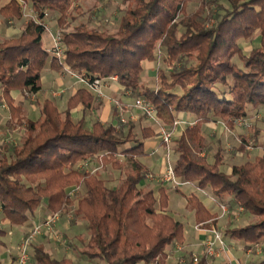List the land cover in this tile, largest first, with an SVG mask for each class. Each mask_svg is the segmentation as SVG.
Wrapping results in <instances>:
<instances>
[{
    "label": "trees",
    "instance_id": "trees-1",
    "mask_svg": "<svg viewBox=\"0 0 264 264\" xmlns=\"http://www.w3.org/2000/svg\"><path fill=\"white\" fill-rule=\"evenodd\" d=\"M40 19L44 11L56 19L63 33L64 61L76 72L92 77H117L124 91L150 101L157 115L172 125L180 114L192 115L196 124L186 125L173 139L174 172L182 182L208 190L229 210L242 207L259 219L225 231L248 250L264 239V157L253 164L233 165L223 170V154L209 161L202 126L223 120L248 118L249 109L264 107V0H227L228 6L211 0L217 8L202 20L201 12L189 14L194 0H122V14L114 31L90 26L85 12L74 8L75 0H26ZM109 0H95L105 4ZM203 4L207 0H201ZM223 12V13H222ZM222 13V14H221ZM19 0H0V16L7 26L22 21ZM181 15V16H178ZM213 20L209 27L204 23ZM45 27L28 19L20 33L0 38V91L8 101L12 120L24 130L20 142L0 148V210L13 226L27 224L45 206L49 213L67 212L72 204L68 188L80 185L76 215L89 234L84 256L106 264H165L169 247L185 241L184 223L166 208L169 196L164 187L142 186L147 176L145 144L155 136L142 122L117 132L115 126L83 116L96 102L86 87L69 97L60 111L52 99L40 102V116L27 119L15 95L38 94L48 65L63 66L43 46ZM255 34L258 44L248 53L240 43ZM159 52L157 53V47ZM238 58L239 63L234 61ZM166 64L157 69L155 86L142 81L145 62ZM96 158L106 166L130 164L132 172L117 186L107 185L98 173L79 168L78 163ZM198 224L217 222L199 196L188 198ZM208 226L207 224L204 226ZM0 230V236L5 235ZM4 242L0 238V247ZM30 264H69L57 258L43 243L33 244ZM200 264H205L202 260ZM225 264V263H224ZM260 264H264V258Z\"/></svg>",
    "mask_w": 264,
    "mask_h": 264
},
{
    "label": "rangeland",
    "instance_id": "rangeland-1",
    "mask_svg": "<svg viewBox=\"0 0 264 264\" xmlns=\"http://www.w3.org/2000/svg\"><path fill=\"white\" fill-rule=\"evenodd\" d=\"M25 2H26V8H25L23 19L21 22L15 25L7 26L4 23V18L0 16V25L4 26L5 28L10 27L13 30L12 31L13 33H16V32L18 33L21 30L23 23H25L28 19H30V14L32 12L31 11L32 8L29 2L26 0ZM206 2L207 3H205L204 5L201 0L190 1L187 5L186 10L188 11L189 14L193 13L194 11H200L202 20H206L210 14L215 15L217 11V8L214 6L213 13H211L210 8L208 6L210 2L212 1L207 0ZM218 4L223 5V6H228V1L219 0ZM125 5L122 4V0H109L108 2L102 5L97 4L95 0H75L73 4L75 9L79 8L80 11L85 12V19L90 26H97V27H100L101 29L107 28L110 31H114L116 29L118 19L122 14L121 7H124ZM178 16H181V15H178ZM52 20H54V17L51 15L45 18V22H47V24L48 22L51 23ZM212 23H213V20H211L210 23L205 21L204 26L209 27L212 25ZM43 42L46 48H50L51 41H50V35L48 31H46L43 35ZM240 43L244 47L245 52L248 53L250 49L252 48V46H256L258 44V36L257 34H255L251 39L242 40ZM158 50H159V46L157 47V53L159 52ZM234 61L239 63V60L237 57L234 59ZM165 67H166V64L163 62L162 58L158 62H145V69L142 73L143 83L147 86H155L156 81L158 80L157 69L165 68ZM45 74L50 75L51 71L45 70ZM107 80H112V79L108 78ZM115 81H117V79ZM50 86H52V84H50ZM46 88H48V85H45V89ZM106 89L107 87L105 86V91ZM92 93L95 96L94 92ZM106 93L110 97L119 99L125 103H133L136 100V98H139L137 96H133L131 91L123 90V91H118V92H112L113 94L106 91ZM22 94L24 96L22 97V115L25 116L27 119H34V120L37 119L40 113V102L42 101L40 97L42 96L45 97L46 95L40 92V95L38 93L33 98L32 96L31 97L27 96L25 92H23ZM63 95H65V90L63 94L58 95V96H54L52 92V96H53L52 100L54 99L53 100L54 104L56 101L55 98L63 97ZM17 103L18 102H16V104ZM256 109H261V110L248 117L249 118L248 120H250V123H251L250 127H245L243 125L238 124L237 121L244 119V118L235 119L233 121L234 128H230L229 125H227L223 120L218 121V123L216 124L214 122L215 124L214 126L204 124L202 135L205 140V145H204L205 149L201 153V155L203 156L204 154L207 153L209 156V161L211 162L213 161L214 159L213 155L216 152L218 151L222 152L223 164L221 165V168L226 171H229L232 165H243L246 163L253 164L257 162V160L260 157H264V142L263 140H261L264 138V107L256 108ZM115 115H116V111H115ZM146 120L143 119L142 121L146 123ZM14 123L15 122H13L12 120V113H11V109L8 104V101L1 97V91H0V148H5L9 146L10 144H13V143L15 144L17 142H20V140L23 138L24 130L22 129V127L16 126ZM105 124L109 125V123L107 122H105ZM113 124H117L115 126L117 132L126 131L128 127V124H120L119 121H114ZM151 125L155 133V136L153 138H156V137L160 138L154 125L152 123ZM258 134L259 135L261 134V135L259 136ZM174 135H175L174 137H179L181 135V130L180 131L177 130L176 132H174ZM228 135H231V137H228ZM171 147L173 150L172 155H171V163L174 164L176 160V154L174 152V143H172ZM88 160H91L90 161L91 167L98 166V170H96L95 173H98L100 176L105 178L107 180V185L109 186H113V187L117 186L118 184H120L123 178L126 177L127 173L132 172L130 164H127V163H124L121 168H118L112 165L111 163L106 166H103L98 162L99 160H96V158H89ZM82 163L83 161L78 163L79 168H81L80 164ZM146 174H147L146 178L150 175L149 178L152 181L154 179L156 180V176H159L158 172L156 171L149 172L147 170ZM168 184L171 188L175 189L171 185V183H168ZM150 185L152 184L149 183V186ZM166 186L169 188L168 185ZM164 188H165V191L167 192V188L166 187ZM154 189L157 190V188H154ZM68 191L72 199V204L68 207L67 212H56L60 214V218L59 220H57V222L53 226L54 231L56 230L57 232L58 238H52L50 236H42L40 241H43L44 244L48 246L51 243H54L56 247H58V251L53 252L52 253L53 256L59 259L66 258L69 264H106L105 261H102L99 259L90 260V259L85 258L84 251L87 250L86 244L89 241V234L87 230L82 226L81 222L84 223V221L81 219V217L76 215L77 202L79 200V197L84 194V190L82 187H80V185H74V186L69 187ZM173 196H175V193H173ZM172 202L174 203V201ZM175 202L177 205H179L178 207H181V206L183 207L184 203H182L181 201L176 199ZM186 205L189 206L190 203L187 202ZM166 210L169 213H171V211L169 210V200H168V205H167ZM178 216L179 215L175 217L179 219ZM220 216L221 217L218 219L216 223L220 222L219 226L223 227L225 230H227L226 228L229 229L235 226H246L248 224L255 223L259 219L258 217H255L252 214H250L249 212L244 211V209L241 210L239 208L232 210V211L228 209L226 213H222ZM5 220L6 219L4 218L2 211L0 210V230L6 232L4 236H0V238L6 243V245H3L0 247V262L2 264H6V258L10 252L14 250L18 252V245L22 237L21 233L18 231V227L13 226L10 223H6ZM65 221H68L67 228L63 226V222ZM208 222L204 224L196 223L195 230L200 231L201 229H206L203 227ZM216 223H214L213 221V224H216ZM188 225L190 226L192 225L193 227V221L191 219L185 221V226H188ZM206 227L212 229V231L213 230L218 231L216 226H212V227L206 226ZM29 230L30 228L26 230L27 232L25 235L28 234ZM10 231H13V235ZM208 240L209 239L199 243L198 247H193V246L186 244L185 243L186 237L183 243H180L178 241L174 242L172 244V246L174 247V254H175L173 256L174 264H200L202 260L205 261V264L211 263L210 261H207V260L210 258L213 259L216 255L215 256L207 255L205 244L208 242ZM49 248L51 247L49 246ZM189 249H192V250L189 251ZM32 250L33 249L31 248V253H32ZM247 251L246 253H248L249 256H244V254H242L241 251H237V250H235L234 253L236 254V257L239 256L241 257V259L246 258L249 261V264L260 262L262 259V256L259 253L264 252V239L255 243L253 247H251V252H247ZM167 260H168V257L165 261V264H171V262L173 261L171 259L172 261H169L168 263ZM140 264H143V263H140ZM150 264H162V263L161 261L159 262L158 260H156Z\"/></svg>",
    "mask_w": 264,
    "mask_h": 264
},
{
    "label": "crops",
    "instance_id": "crops-1",
    "mask_svg": "<svg viewBox=\"0 0 264 264\" xmlns=\"http://www.w3.org/2000/svg\"><path fill=\"white\" fill-rule=\"evenodd\" d=\"M2 1L5 2L7 0H2ZM48 24L50 26L52 33H55L59 30L57 27V22H56L55 18H54V20H52L51 23L48 22ZM21 30H22V27H21ZM21 30L18 33H20ZM12 31L13 30L10 27L5 28L4 26L0 25V38L11 37L15 34H18L17 32L13 33ZM50 41H51V36H50ZM43 46H44V42H43ZM51 47H52V41H51L50 48H46L44 46V48L47 49L49 52H50ZM50 55L52 58L53 55L51 54V52H50ZM45 70H50L51 74L46 75L45 71L43 72V76H42L43 88L40 92L42 94H45L46 96L45 97L42 96V97H40V99H42V100H44L46 98L52 99L53 98L52 92L57 91V90H65V95H63V97L55 98V100H56L55 105L57 106V108L60 111H63L67 107L69 97L72 94H74L78 89L85 87V86H82L81 84H79L76 81V79L74 77H72L70 74H68L67 72H65L63 68L58 69L56 67L48 65ZM117 83L118 82L115 80H107L106 81V87H107L106 91L109 93L123 91L121 86ZM50 84H52V86H50ZM45 85H48V88L45 89ZM40 92H39V95H40ZM22 97H24L22 93L16 94L15 95L16 102L22 104ZM94 97H95L96 102L93 104L92 108L89 109L87 112H84L82 110V107L75 109L73 111L74 112V118L80 119L81 117L84 116L89 125H91L95 122H101L102 124H105V122H107V123H109V125L116 126L118 124V122H117V124H113V122L118 121V118L115 115V108L111 104V102L108 100H102V99L96 98V96H94ZM59 106H61V107H59ZM260 110L261 109L250 108L249 112H248L249 116L253 115L254 113L259 112ZM135 114L137 116V120L129 122L128 125L137 124V123L141 122L143 119L146 120L140 114L139 111L135 110ZM39 116H40V113H39ZM177 119L184 121L183 123L179 124L175 130V132L177 130H179V131L181 130V134L184 131V128L186 125L196 124V120L192 115L180 114ZM216 123H218V122H215V124ZM215 124H214V122H212L208 125L214 126ZM142 125H144L146 127L152 126L149 120H146V123L142 121ZM208 125H206V126H208ZM203 126H202V132L204 129ZM213 126H211V127H213ZM127 129H128V127H127ZM127 129H126V131H127ZM233 132H234V130H233ZM228 137H231V135H228ZM152 138L148 139L146 141V144H145V150L147 152V156L144 159L145 160L144 163L146 164L147 170L149 172L156 171V172H158L159 176H156L157 175L156 174L155 175L156 180L154 179L153 181L150 180L149 177H147L142 182V186H144L147 189L157 188V190L154 189L157 195L159 193L158 190L160 187H166L167 188V193L169 196V210L171 211V214H173L174 216L179 215L178 217L184 223V225H185V221H187L189 219H191L193 221V227H192V225L191 226L190 225L185 226V237H186L185 243L190 245V246H193V247H198L199 243L206 241L207 239H211L213 237L212 229H210L208 227H203L206 229H201L200 231L195 230V226H196L195 214L192 210L189 209V206L186 205L188 202V198L192 194L198 195L200 200H202L203 203L206 204L207 209L211 213L216 214L217 221L221 217L220 215L223 213L221 208H220V204H218L216 202L215 198L212 196V194L208 190H199L193 184L183 185L179 188L173 189L169 186L168 183H166V182L162 183L159 178L162 175V173L164 172L165 167H166L165 158H164V147L162 145L161 138H159V137H156L153 139ZM262 138H263V136H262ZM261 140H263V142H264V138ZM149 183L152 185L149 186ZM166 185H168L170 189ZM173 193H175V196H173ZM176 199L181 201L182 203H184L183 207L182 206L178 207L179 205H177L175 202ZM172 201H174V203ZM48 214H49V212L47 211L46 207L43 206L27 224L22 225V226H18V231L21 233L22 237L25 236V234L27 232L26 230L28 228H31L35 223H39ZM183 218H184V220H183ZM5 221H6V223H9L8 220H5ZM67 222L68 221L63 222V226L65 228L68 227ZM81 223H82V226L86 229L85 223H83V222H81ZM219 223L213 224V221H209L207 223V225L210 227L216 226L218 231H220L223 234V239L226 243V249L222 250L221 248H219V246H216V250L218 253L216 254V256L213 259L210 258L207 260V261L211 262L209 264H224V263L225 264H244V263H249V261L246 258L241 259V257H239V256L236 257V254L234 253L235 250L241 251L242 254H244V256H249V254L246 253V250H244V248H243L244 246L241 242H239L238 240L232 239L229 236H226V234H225L226 230L223 227H220ZM241 227H243V226H241ZM226 229H228V228H226ZM10 232L13 235V231H10ZM22 237H21V240H22ZM40 239H41V237L38 238L33 244H36V243H43L44 244V242L40 241ZM4 245H6L5 242H4ZM49 246L51 248H49ZM49 246L45 245V247L51 253L58 251V247H56V245L54 243H51ZM191 250L192 249H189V251H191ZM259 254H261L262 259H263L264 258V252H260ZM16 255H17V251L14 250V251L10 252L6 258V264H11V262L14 260ZM174 255H175L174 254V247L171 245L168 249V260H167L168 263H169V261H172L174 259L173 258ZM262 259H261V261H262ZM261 261L258 263H254V264H260ZM171 264H174V260L171 262Z\"/></svg>",
    "mask_w": 264,
    "mask_h": 264
},
{
    "label": "built area",
    "instance_id": "built-area-1",
    "mask_svg": "<svg viewBox=\"0 0 264 264\" xmlns=\"http://www.w3.org/2000/svg\"><path fill=\"white\" fill-rule=\"evenodd\" d=\"M21 4H23V9L25 11L26 8V2L25 0H19ZM30 19H34L40 24H42L46 31L51 36L52 41V47L50 49L51 54L54 58L58 60V62L63 66V69L70 74L72 77L76 79V81L81 84L82 86H85L90 91L94 92L95 96L102 100H108L111 102V104L114 106L116 111V116L118 118V121L120 124H128L129 122L137 120V116L135 114V110L139 111L142 116H144L146 119H148L155 127L156 131L158 132L162 144L164 147V158L166 167L162 175L160 176V181L162 183H171V185L176 189L183 185L191 184L189 182H182L180 181L174 172V164L171 163V155H172V143L174 139V132L176 130V127L183 123L184 121H181L179 119H176L172 125H167L158 115L157 111L154 107V105L148 101L145 98L139 97L136 98V100L133 103H125L119 99L110 97L106 91V80L107 77H92L90 75H87L84 72H76L70 68V66L64 61L65 58V49L63 46V33L58 30L55 33L51 32V29L47 22H45V19H40L38 16L33 12V9L31 10ZM45 18L50 16V13L48 10L44 11ZM112 80H116L117 77L113 76L110 77ZM27 96L35 97L36 94L25 91ZM64 93V90H57L53 92L54 96H58ZM249 118H244L241 120H238L239 125H243L245 127H250L251 123ZM91 160H86L82 164H80L81 168L88 170H92V172H95L98 170V166L91 167ZM150 177V175L148 176ZM200 190V189H199ZM220 208L223 213H226L228 211V207L224 204L220 205ZM243 209V208H239ZM60 214L58 213H49L45 216L43 220H41L39 223H35L29 230L28 234L25 235V237L22 238L18 245V252L14 260L11 262V264H30L31 263V248L33 243L42 236H50L52 238H58L56 230L54 231L53 226L59 220ZM213 237L208 240V242L205 244V249L207 252V255L209 256H215L218 252L216 250V246H219L222 250L226 249V243L223 239V235L220 231L213 230L212 231ZM247 252H251V248L248 249ZM249 264V263H244Z\"/></svg>",
    "mask_w": 264,
    "mask_h": 264
}]
</instances>
